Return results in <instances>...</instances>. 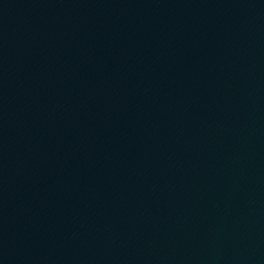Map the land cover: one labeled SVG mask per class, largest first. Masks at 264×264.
<instances>
[{
    "label": "water",
    "instance_id": "obj_1",
    "mask_svg": "<svg viewBox=\"0 0 264 264\" xmlns=\"http://www.w3.org/2000/svg\"><path fill=\"white\" fill-rule=\"evenodd\" d=\"M0 264H264V0H0Z\"/></svg>",
    "mask_w": 264,
    "mask_h": 264
}]
</instances>
